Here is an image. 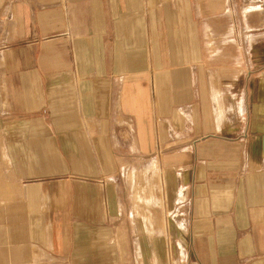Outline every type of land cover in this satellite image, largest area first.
<instances>
[{
	"label": "crops",
	"instance_id": "0c3cea01",
	"mask_svg": "<svg viewBox=\"0 0 264 264\" xmlns=\"http://www.w3.org/2000/svg\"><path fill=\"white\" fill-rule=\"evenodd\" d=\"M0 264H264V0H0Z\"/></svg>",
	"mask_w": 264,
	"mask_h": 264
},
{
	"label": "rangeland",
	"instance_id": "374dc122",
	"mask_svg": "<svg viewBox=\"0 0 264 264\" xmlns=\"http://www.w3.org/2000/svg\"><path fill=\"white\" fill-rule=\"evenodd\" d=\"M137 176H138L139 179H143V180L145 178H147V175H146L145 171H138V175ZM148 178L150 180H153L154 189H156V192L158 194V196H156V193H154L155 196L157 197V202H155L154 205H155L156 208H160L161 210L164 211V222H165L164 224H165V226H169L170 229H172V227L174 226L173 223H174L175 220H174V216H173L172 211L170 210L169 206H167L166 201H164V200H166L164 198L165 197L164 196L165 192L163 191L159 175H157V174L148 175ZM151 182L152 181H150V183ZM157 205H159V207H157ZM176 237H177V235L175 233H170V239H169L170 240V243H169V251H170L169 253L170 254H171V252L174 249V241H175ZM161 241L162 240H160V243H159V241H157L158 244H156L155 247H156L157 252H159L160 255H162V253H163L164 257L167 260L168 253H167L166 247L163 246L164 244H162Z\"/></svg>",
	"mask_w": 264,
	"mask_h": 264
}]
</instances>
